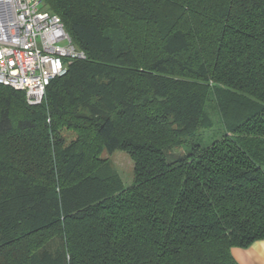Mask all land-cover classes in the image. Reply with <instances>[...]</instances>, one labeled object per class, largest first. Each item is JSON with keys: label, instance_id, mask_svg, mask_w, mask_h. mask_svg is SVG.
<instances>
[{"label": "trees", "instance_id": "obj_1", "mask_svg": "<svg viewBox=\"0 0 264 264\" xmlns=\"http://www.w3.org/2000/svg\"><path fill=\"white\" fill-rule=\"evenodd\" d=\"M44 2L85 58L37 104L0 84V264H239L264 239V0Z\"/></svg>", "mask_w": 264, "mask_h": 264}, {"label": "built area", "instance_id": "obj_2", "mask_svg": "<svg viewBox=\"0 0 264 264\" xmlns=\"http://www.w3.org/2000/svg\"><path fill=\"white\" fill-rule=\"evenodd\" d=\"M85 58L59 15L44 0H0V84L42 102L48 85L68 62Z\"/></svg>", "mask_w": 264, "mask_h": 264}, {"label": "rangeland", "instance_id": "obj_3", "mask_svg": "<svg viewBox=\"0 0 264 264\" xmlns=\"http://www.w3.org/2000/svg\"><path fill=\"white\" fill-rule=\"evenodd\" d=\"M110 37L112 38L114 45L118 46L121 44H125L124 43V39L122 37V35L119 32H111ZM213 88H215V92L213 93L212 97L213 99H219L218 96H223V98H225L226 96L229 95V90L226 88H223L222 86L219 85H215L213 86ZM222 98V99H223ZM214 104L210 103V108L208 109V114L211 115V117H216L218 115V107L216 106V108H214ZM178 150V152L181 151V148L179 147H175L172 149H167V154L172 155L173 153H176ZM117 174V169L116 166L114 164V160L111 159L108 162H106L105 164H103L97 171H96V175L100 176L102 178H111L116 176Z\"/></svg>", "mask_w": 264, "mask_h": 264}, {"label": "crops", "instance_id": "obj_4", "mask_svg": "<svg viewBox=\"0 0 264 264\" xmlns=\"http://www.w3.org/2000/svg\"><path fill=\"white\" fill-rule=\"evenodd\" d=\"M45 6L47 7L46 4ZM232 254L239 264H264V239L256 241L248 248L234 247Z\"/></svg>", "mask_w": 264, "mask_h": 264}]
</instances>
